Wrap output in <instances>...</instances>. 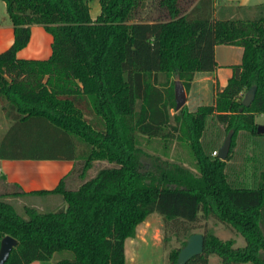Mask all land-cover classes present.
I'll use <instances>...</instances> for the list:
<instances>
[{
  "label": "trees",
  "instance_id": "16d2710c",
  "mask_svg": "<svg viewBox=\"0 0 264 264\" xmlns=\"http://www.w3.org/2000/svg\"><path fill=\"white\" fill-rule=\"evenodd\" d=\"M1 1L15 41L0 54V100L12 123L0 159L75 162L56 189L32 193L62 198L67 206L54 212L25 207L20 214L13 200L26 193L0 176V248L6 236L19 241L6 264L50 262L56 254H68L56 264H126V241L152 214L164 220L165 241L182 243L169 264H178L189 237L209 219L246 246L205 233L203 254L187 264H209L211 256L264 264V172L257 189L232 187L226 173L236 137L259 135L256 119L264 116V5L101 0L93 21L87 0ZM34 25L54 37L47 61L17 58ZM223 45L244 54L214 105L177 111V78L189 93L198 72L216 71L215 48ZM253 87L247 108L240 98ZM210 117L227 135L234 131L227 161L202 144ZM155 141L165 150L184 146L194 167L150 153L144 145Z\"/></svg>",
  "mask_w": 264,
  "mask_h": 264
},
{
  "label": "crops",
  "instance_id": "0c3cea01",
  "mask_svg": "<svg viewBox=\"0 0 264 264\" xmlns=\"http://www.w3.org/2000/svg\"><path fill=\"white\" fill-rule=\"evenodd\" d=\"M241 1L232 0L230 4L248 7L260 5L249 4L248 0ZM14 41V25L9 17L6 3L0 0V54L8 50L14 44ZM53 43L54 37L43 26L34 25L31 27V39L28 46L17 54V58L28 61H47L53 54ZM243 54L244 50L236 46L223 45L215 48V59L218 68L215 72H198L195 75L190 92L187 93L188 101L186 106L191 113L197 112L202 106L214 105L217 89H223L227 86L228 81L234 75V67L242 64ZM166 81V74L160 73L159 82L164 84ZM140 106L141 103L138 105V109H140ZM174 115L175 113L172 112V116ZM212 118L214 117H210L207 123H210ZM7 124V127L12 125V123ZM205 134L206 130L202 138V144L204 146L206 142L209 146L210 135L206 137ZM204 149L206 148L204 147ZM214 152H218V149L213 148L209 154L206 153L213 157ZM164 159H168V157L165 156ZM228 164L229 162H227ZM74 166L75 162L73 161L0 159V176H5L8 184L17 185L22 192L26 193L24 197L14 199L15 201L20 203L25 202V207L40 209L46 206V203L42 202L40 197H47V206L59 202L58 200L61 201V198L56 195L41 196L32 193L56 189L61 180L70 174ZM163 223L164 220L160 215L152 214L137 227L135 238H130L125 243L126 264H138L137 256L143 253L144 246L148 242L153 246H158L160 249L161 247L163 248V245L159 241Z\"/></svg>",
  "mask_w": 264,
  "mask_h": 264
},
{
  "label": "rangeland",
  "instance_id": "374dc122",
  "mask_svg": "<svg viewBox=\"0 0 264 264\" xmlns=\"http://www.w3.org/2000/svg\"><path fill=\"white\" fill-rule=\"evenodd\" d=\"M87 1L91 9V18L93 21H96L102 12L101 0ZM231 1L232 0H217V5L220 8L225 6H238L233 5V3L230 4ZM248 1L249 4L264 5V0ZM241 2H243V0ZM247 93L248 92L241 96V101H244ZM5 107H8V103H3L0 100V138L2 139L6 136L11 127H7V123L11 122L8 120V111ZM256 121L258 123V126L264 125L263 116H258ZM207 124L208 125L205 129V135L206 137L210 135V144L208 146V144H206L205 142V151L209 154L213 148H217L219 152L227 137L226 127L223 124L219 123L216 117L212 118L210 120V123ZM235 142L236 146L234 149L235 151L233 154V158L229 161V164L226 167V173L228 175L229 182L234 188L257 189L259 187L261 175L264 172V135H253L249 132H240L236 137ZM144 146L152 154L161 156V158L164 155L163 159L165 158V156L168 157V159L165 160H169L171 162H182L188 168L194 167V159L188 149H186L184 146H180L175 142H173L172 146H170V149L168 150H165V145L160 144L156 141L151 145ZM94 174L95 172L92 173V175ZM40 200L46 203L45 207L39 209L42 212H54L62 207L67 206L66 203L62 200V198L61 201L58 200L59 202L55 204L52 203L51 206H47V197H40ZM13 201L16 205L18 212L24 215L25 202L20 203L15 200ZM199 225L200 228L195 230L193 234L200 233L204 235L205 233H212L222 241H234V248H244L246 246V241L241 235L226 228L224 225L218 223L214 219L202 220ZM167 236H171L170 233H167ZM165 237L166 231L165 224L163 223V227L159 235V241L163 245V248L161 247L160 249L158 246H153L151 243L148 242L144 246L143 253L137 256V263L169 264L170 253L175 249H180L182 247V243L173 236H171L170 241H165ZM66 255L68 254H65L64 256ZM64 256L62 257L60 254H56L50 262H35L33 264H56L59 260L64 258ZM209 264H223V262L218 256H211Z\"/></svg>",
  "mask_w": 264,
  "mask_h": 264
},
{
  "label": "water",
  "instance_id": "95a60500",
  "mask_svg": "<svg viewBox=\"0 0 264 264\" xmlns=\"http://www.w3.org/2000/svg\"><path fill=\"white\" fill-rule=\"evenodd\" d=\"M257 88L253 87L246 95L243 105L245 107H250L255 100ZM188 101L187 91L183 84L181 83L180 78H177V86H176V103H177V111H181L186 105ZM259 135H264V125H259L257 130ZM234 131H230L224 141L223 146L218 152V157L222 161H227L232 147ZM19 244V241L11 236H6L1 241L0 248V264H6L10 258V255L14 248H16ZM205 248V236L200 233L193 234L187 240L186 245L181 249L178 264H187L193 258L203 254Z\"/></svg>",
  "mask_w": 264,
  "mask_h": 264
},
{
  "label": "built area",
  "instance_id": "2783aa9c",
  "mask_svg": "<svg viewBox=\"0 0 264 264\" xmlns=\"http://www.w3.org/2000/svg\"><path fill=\"white\" fill-rule=\"evenodd\" d=\"M216 156H218V152L213 153V157H216Z\"/></svg>",
  "mask_w": 264,
  "mask_h": 264
}]
</instances>
